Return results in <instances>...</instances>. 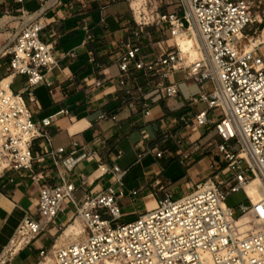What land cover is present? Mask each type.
Returning a JSON list of instances; mask_svg holds the SVG:
<instances>
[{
    "label": "built area",
    "instance_id": "1",
    "mask_svg": "<svg viewBox=\"0 0 264 264\" xmlns=\"http://www.w3.org/2000/svg\"><path fill=\"white\" fill-rule=\"evenodd\" d=\"M97 1L102 13L118 2ZM126 1L134 27L129 31L130 38L122 42L117 60L119 85L126 88L128 76L140 73L154 80L155 90L162 100L168 101L178 98L180 93L178 84L170 82L174 74L183 72L186 80L199 84L202 92L190 98L188 108L200 103L207 108L191 110L179 118V123L188 130L212 127L219 141H212L209 146L215 145L225 167L221 169L219 162L212 163L214 181L201 182L178 199L166 193L155 208L127 224L120 223L119 201L126 196L135 201L140 192L126 193L123 180L127 171L117 162L111 168L97 165L101 178L111 175L113 184L77 200V188L66 174L95 154L76 141L69 148L53 149L46 130L69 112L63 110L38 124L26 101H35L34 88L58 67L53 46L42 39L45 25L38 19L16 31L5 21L2 25L0 17V179L6 172H32L34 145L42 139L49 147L46 156L61 179L57 185L43 184L40 188L38 214L44 221L26 216L15 237L22 246H30L54 223L63 202L70 201L75 208L72 222L79 219L83 232L66 246L42 249L36 264H264V55L258 53L264 40L252 47L255 36L264 33V0H181L183 13L163 12L160 0ZM135 1L138 3L133 5ZM9 2L0 0V6ZM192 27L205 59L187 63L177 43L165 44L153 60L143 56L146 42L154 41L151 29L167 31L172 41ZM84 29L90 40L89 26L85 24ZM19 76L26 77L25 87L14 93L11 88ZM208 82L215 85L214 91L206 89ZM102 85L103 81L95 83L96 88ZM145 94L146 88L141 85L126 89V104L134 106L140 102L144 116L149 117L150 106L141 103ZM215 110L219 112L216 119L211 117ZM103 118L102 115L100 119ZM177 136L169 129L163 135L164 141ZM176 142L182 146L183 139ZM233 142L239 150H234ZM195 147L199 150L198 145ZM152 152L158 158L166 153L157 149ZM143 156L140 154L139 160ZM121 157L120 151L117 159ZM254 178L262 185L261 197L256 202L245 189ZM34 179L41 181L43 177L36 175ZM86 184L82 176L81 185ZM240 191L245 193L247 204L239 206L241 214L235 217L236 210L228 207L226 200ZM242 217L248 218L249 228L239 225Z\"/></svg>",
    "mask_w": 264,
    "mask_h": 264
},
{
    "label": "crops",
    "instance_id": "2",
    "mask_svg": "<svg viewBox=\"0 0 264 264\" xmlns=\"http://www.w3.org/2000/svg\"><path fill=\"white\" fill-rule=\"evenodd\" d=\"M0 15H3L1 22H7L16 31L38 19L45 25L41 33L42 39L53 46L58 67L34 88L35 101L30 102L28 98L26 101L38 124L63 110L69 112L68 115L59 116L46 130L52 138L53 149L69 148L76 141L88 152L95 154L94 158L81 162L66 174V178L77 188L74 193L77 200L104 190L114 183L111 175L101 178L97 171L99 163L111 168L117 162L122 170L128 172L139 162L164 160L167 151L162 147L167 141H164L163 135L169 128L180 129L181 133L178 134L183 139V144L191 141L194 142V147L197 145L195 141L201 138V134L194 139L190 137L191 130L184 129L179 123L182 115L191 110L195 111L194 107L188 108V104L180 101L181 90L177 82L173 81L178 84L179 96L168 101L162 100L159 92L155 90L154 80H148L140 73L132 72L128 76L130 82L126 88L119 85L117 60L122 50V42L130 38L129 31L134 27V19L126 0H118L103 13L101 3L97 0H10L6 6H0ZM85 24L90 28V40L87 39ZM169 42L173 43V40L170 41L168 37V46ZM145 47L153 49L149 60L155 59L164 49V33L158 40L146 42ZM145 58L147 59L146 56ZM18 78L24 88L26 77L19 76L14 81ZM97 81H103L99 88L95 87ZM136 84L146 88L141 103L150 106L149 117L144 116L140 102H135L134 106L126 104L128 98L125 90ZM193 96L195 95H190L189 98ZM102 115L104 118L100 119ZM175 144L179 147L177 156L182 155L180 150L184 145L179 146L177 142ZM125 149L132 151L136 161L126 158L128 152ZM153 149L166 153L158 158L152 152ZM48 150L46 141L42 139L32 172H6L0 179V264H36L42 249L49 250L52 246L62 247L72 243H65L61 238L56 240L57 234L69 226L75 215L73 204L65 201L54 223H50L30 246H22L11 254L8 252L16 238L17 229L26 216L44 221L38 214L41 186H54L61 182L57 168L46 156ZM120 151L122 157L118 160ZM196 151L198 150L193 149L192 153ZM140 154L144 156L139 160ZM122 165L126 168L123 169ZM196 166L193 168L200 173ZM36 175L43 177V180L36 181ZM147 175L148 181L140 189L133 191L142 192L141 201L148 211L155 208L162 199L159 198L160 194L171 193L172 182L169 180L165 184L163 165L160 169L149 171ZM82 176L87 181L85 186L81 185ZM185 179L183 176L182 180ZM196 185V182L191 184L185 181L181 188L188 194ZM69 208L72 209L70 213Z\"/></svg>",
    "mask_w": 264,
    "mask_h": 264
},
{
    "label": "rangeland",
    "instance_id": "3",
    "mask_svg": "<svg viewBox=\"0 0 264 264\" xmlns=\"http://www.w3.org/2000/svg\"><path fill=\"white\" fill-rule=\"evenodd\" d=\"M138 2H134L133 5H135ZM161 10L163 12H178L180 11L183 13V7H182V1L181 0H161ZM3 15H0V17ZM152 35L156 37L154 40H158V37L161 36V34L164 33V45L168 44L166 43L169 35L167 31H159L156 28L151 29ZM186 36V35H185ZM262 35L258 34L255 36V40L257 38H260ZM170 45H172V42H169ZM153 53V49L151 47H145L142 50L143 56H146L149 60L151 57L150 55ZM258 53L264 55V44L261 45L258 49ZM177 82L179 84L181 95H180V101L183 104H188L190 98V95H199L202 92V88L199 84H197L194 81H188L186 80L185 74L183 72H179L174 74L170 82ZM23 83L21 82V79H17L14 81V84L12 86V91L14 93H20L23 88ZM206 89L211 92L215 90V85L212 82H208L206 84ZM26 97V96H24ZM172 102V101H171ZM174 102V101H173ZM207 108V105L200 103L196 106H194V111L198 112L202 109ZM219 115L218 111L211 112V117L216 119ZM169 130L173 133H176L178 136L176 139H169L166 143H164V146L162 149L166 150L167 153L164 157V160L162 161H145L142 163L134 164L127 172V175L125 176L123 183L125 185V191L126 193H129L135 189H140V187L145 184L148 181V175L147 173L153 169H160V166H164V182L165 184L170 180L172 182L171 185V193L173 195L174 199L181 198L186 194V192L182 191L181 184H184L185 181L193 184L196 182L197 184L207 181L212 178L210 169V165L214 162H219L221 169H224V163L220 162L217 149L215 145L209 146V144L212 141L218 142V138L215 136V132L212 127L209 129H202L199 131H196L195 129H192L190 131L191 136L197 138V135L201 134V138L197 142V145L199 147V150L192 153L194 147V142L191 143V141H186L184 144V148L182 155L177 156V151L179 150V147L175 144V142L180 139L181 133L180 129L172 130L169 128ZM182 131V130H181ZM184 132V131H182ZM174 140V141H172ZM42 140H39L35 142L34 145V155L36 156L38 148L40 147ZM234 150H239V146L236 145L235 142L232 143ZM192 148V149H191ZM126 152H128L126 158L131 159L132 161H136V157L133 155L132 151L129 149H125ZM126 158L124 160H126ZM205 159V160H204ZM204 160V162H203ZM181 162V163H180ZM206 162V163H205ZM196 166V168L200 171H196L193 167ZM123 169L126 168V166L122 165ZM183 176L186 177L185 181L182 180ZM205 177V178H202ZM257 178H254L256 180ZM138 191V190H137ZM142 192L139 193V196L136 197V200L133 201V199L129 196H126L125 198H122L119 201V206L122 214V220L120 221L121 224H127L130 222H133L138 219L139 215L144 214L147 211L146 206L142 203ZM164 195L160 194L159 198H163ZM246 195L243 191H240L238 193L230 195L226 200V205L230 208H233L236 210V216L238 217L241 212L239 211V206L241 204H247ZM71 208L68 209V213L71 212ZM74 222H71L69 225L73 224ZM69 227V226H68ZM67 230L66 228H63L56 236V240H59L60 238L65 242H73L75 240H70L73 237H68L67 235H64L62 238L63 233ZM67 240H66V238ZM69 239V240H68ZM69 244V243H68Z\"/></svg>",
    "mask_w": 264,
    "mask_h": 264
},
{
    "label": "bare ground",
    "instance_id": "4",
    "mask_svg": "<svg viewBox=\"0 0 264 264\" xmlns=\"http://www.w3.org/2000/svg\"><path fill=\"white\" fill-rule=\"evenodd\" d=\"M1 23L3 25L4 21ZM263 40H264V33L260 38H257L253 42L252 47L258 46L263 42ZM173 43H177V45L180 47V49L184 53V56L187 58V63H190L196 59L206 58L205 52L203 51L202 48V44L199 40V37L194 27H192L189 31L181 32V34L177 36L176 39L173 40ZM261 187H262L261 182L258 179H256L251 181L250 184H248L245 188L248 196L255 202L258 201L259 198L261 197L262 194ZM247 223H248L247 217H242L239 221V225L243 226L242 228H249V225H247ZM82 232H83L82 224L80 220L77 219L74 224H71L69 225V227H67V230L64 232L62 237L64 235H67L68 237H73L70 240H75L77 236H79ZM21 247L22 244L18 242V237H16L8 252L11 250L18 251ZM56 247H59V245H57Z\"/></svg>",
    "mask_w": 264,
    "mask_h": 264
}]
</instances>
